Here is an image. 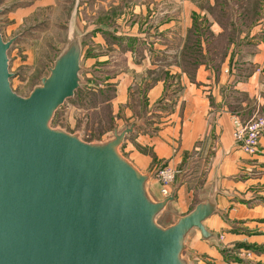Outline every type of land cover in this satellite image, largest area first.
<instances>
[{"label": "crops", "instance_id": "0c3cea01", "mask_svg": "<svg viewBox=\"0 0 264 264\" xmlns=\"http://www.w3.org/2000/svg\"><path fill=\"white\" fill-rule=\"evenodd\" d=\"M34 1L36 8L55 5V0ZM155 1L132 3L130 21L122 0H105L99 20L88 27L95 45L102 50L112 45L116 51L114 61L107 50L99 55V69L118 62L126 68L116 73L115 96L104 103L113 107L119 131L139 122L121 151L143 173L175 169V202L182 208L197 199L196 206L201 194L216 195L218 211L204 225L217 239L205 241L194 230L193 255L202 259L196 264H264V137L253 156L234 139L236 119L247 122L264 113V1L235 8L236 23L211 21L207 28L213 38L202 41L203 52L192 69L181 66V53L190 33L198 30L190 23L192 13L204 11L184 0L179 9L184 21L176 23L170 2H157L163 6L156 14ZM25 13L22 9L20 20ZM174 30L177 37L171 38ZM82 36L84 43L87 34ZM142 97L144 104L136 110L134 101L141 104ZM185 175L200 177V185L190 189ZM151 183L159 196L154 177Z\"/></svg>", "mask_w": 264, "mask_h": 264}, {"label": "water", "instance_id": "95a60500", "mask_svg": "<svg viewBox=\"0 0 264 264\" xmlns=\"http://www.w3.org/2000/svg\"><path fill=\"white\" fill-rule=\"evenodd\" d=\"M71 27L49 76L28 97L11 87L16 39L0 32V264H192L185 253L195 254L187 244L193 231L217 239L204 225L218 211L215 194H201L192 211L163 227L158 218L177 190L155 200L152 172L121 153L139 122L95 142L52 127L82 82V35Z\"/></svg>", "mask_w": 264, "mask_h": 264}, {"label": "rangeland", "instance_id": "374dc122", "mask_svg": "<svg viewBox=\"0 0 264 264\" xmlns=\"http://www.w3.org/2000/svg\"><path fill=\"white\" fill-rule=\"evenodd\" d=\"M103 1L105 0H55L54 6L42 8L38 6L36 8L34 0L0 1V9L2 10V14L0 15V32L2 37L6 42L14 38L16 39L8 52L10 60L9 71L12 74V78L10 79L11 87L14 92L22 97H28L36 86L41 85V80L49 76L50 69L54 66L56 58L67 46V38L72 28L71 26L80 35L87 34L84 43L82 42V71L80 73L82 82L80 89L72 99H69L57 111L52 122V127L54 128H61L69 133H81L82 139L86 142L105 141L113 136L115 129H118L116 128L117 122L113 107L104 103L112 100L115 96L114 79L116 73L126 70L121 62L112 63L110 68L108 66L99 69L102 65L98 60L100 54L105 53L107 50L108 54H110V61H114L116 55L115 48L112 45L106 48V50L103 49L104 51L95 45L88 32L89 23L94 21L97 23V20H99L100 3H103ZM162 1H155L157 5L156 9L157 7L159 9V11L156 10V14L161 11L160 9L163 6V4L157 2ZM58 2L60 4L56 5ZM135 2L136 0H122L123 9H127V16L130 21H132L131 17H129V13H131L130 9L132 3ZM165 2H170L167 4L174 11L175 22L182 24L184 17L179 12V9L182 10L184 7L182 5L184 0H166ZM242 5H248V7L250 5L253 8L255 6L254 0H188V7H199L204 11V15L197 16L195 13L191 15L190 23H196L198 30L192 31L188 36V45L181 53V66L186 69L194 68L198 60L197 58H200L203 52L202 41L213 38L212 33L207 28L208 24L214 19L223 23L228 19L231 21V24L236 23L238 14H236L235 8L240 9ZM22 9L23 13L27 9V13L24 14V19L20 20ZM84 9L87 14L84 15L83 12L81 15ZM158 22L160 21L156 19L155 24ZM175 28L177 30L178 27L176 26ZM128 31L126 29L124 32L127 33ZM156 32L157 29L155 34ZM170 36L171 38H176V31H171ZM121 49L124 50L126 48ZM170 50L171 56L175 57L177 48L173 45ZM222 51L219 48L220 55ZM171 65L177 64L171 62ZM104 71L110 72L104 74ZM107 90L109 94L105 93ZM144 101L143 97L140 102L141 104L134 101V108L138 110V107H142ZM262 116H264V113L256 115L253 118ZM199 178L198 176L194 178L193 175H185L184 180L189 183L188 187L193 189L194 186L198 187L200 185L197 182ZM158 185L159 196L155 186L151 182L148 186L149 191L155 197V200H163L164 197L162 196L160 184L158 183ZM174 187L172 190H174ZM197 202L196 199L189 206H184L183 208L175 201L170 203L159 216L158 223L163 227L171 226L174 224L177 216L184 215V212H190ZM197 233L198 231H193L189 238L187 243L189 249L196 246L194 241L196 240L195 235ZM185 256L192 264H196L198 260H202L201 257L198 258L196 255L190 253H185Z\"/></svg>", "mask_w": 264, "mask_h": 264}, {"label": "built area", "instance_id": "2783aa9c", "mask_svg": "<svg viewBox=\"0 0 264 264\" xmlns=\"http://www.w3.org/2000/svg\"><path fill=\"white\" fill-rule=\"evenodd\" d=\"M264 137V116L253 118L248 122L238 119L234 121V139L236 145L246 154L255 155L259 152L260 141ZM177 171L169 166L157 169L153 177L161 187L162 196L168 198L176 182Z\"/></svg>", "mask_w": 264, "mask_h": 264}, {"label": "bare ground", "instance_id": "6f19581e", "mask_svg": "<svg viewBox=\"0 0 264 264\" xmlns=\"http://www.w3.org/2000/svg\"><path fill=\"white\" fill-rule=\"evenodd\" d=\"M166 199V198H165ZM163 200H164V198H163Z\"/></svg>", "mask_w": 264, "mask_h": 264}]
</instances>
